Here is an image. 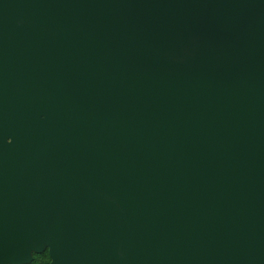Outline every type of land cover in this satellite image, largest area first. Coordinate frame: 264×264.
<instances>
[{
  "label": "water",
  "instance_id": "1",
  "mask_svg": "<svg viewBox=\"0 0 264 264\" xmlns=\"http://www.w3.org/2000/svg\"><path fill=\"white\" fill-rule=\"evenodd\" d=\"M0 141V264H264V0H0Z\"/></svg>",
  "mask_w": 264,
  "mask_h": 264
},
{
  "label": "trees",
  "instance_id": "2",
  "mask_svg": "<svg viewBox=\"0 0 264 264\" xmlns=\"http://www.w3.org/2000/svg\"><path fill=\"white\" fill-rule=\"evenodd\" d=\"M32 258L33 259L29 264H50L52 261L49 249H46L41 254L33 253Z\"/></svg>",
  "mask_w": 264,
  "mask_h": 264
},
{
  "label": "rangeland",
  "instance_id": "3",
  "mask_svg": "<svg viewBox=\"0 0 264 264\" xmlns=\"http://www.w3.org/2000/svg\"><path fill=\"white\" fill-rule=\"evenodd\" d=\"M8 141H9V140H8ZM8 141H7V143H9ZM0 143H1V141H0ZM32 256H33V254H32ZM50 264H53V261H51V263H50Z\"/></svg>",
  "mask_w": 264,
  "mask_h": 264
},
{
  "label": "snow or ice",
  "instance_id": "4",
  "mask_svg": "<svg viewBox=\"0 0 264 264\" xmlns=\"http://www.w3.org/2000/svg\"><path fill=\"white\" fill-rule=\"evenodd\" d=\"M8 142L11 143V140H9Z\"/></svg>",
  "mask_w": 264,
  "mask_h": 264
}]
</instances>
